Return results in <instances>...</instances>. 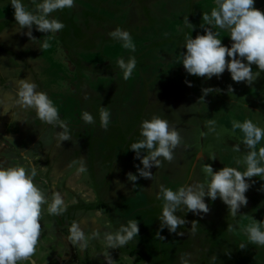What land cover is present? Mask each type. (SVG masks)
<instances>
[{"label": "rangeland", "instance_id": "obj_1", "mask_svg": "<svg viewBox=\"0 0 264 264\" xmlns=\"http://www.w3.org/2000/svg\"><path fill=\"white\" fill-rule=\"evenodd\" d=\"M136 1L91 0L88 3L87 0H74L71 8L50 14L57 19L62 13L66 20L74 22L75 26L73 23L65 26L62 32L69 59L83 65L77 70L57 47L59 32L53 36L33 28V40H29L24 35L27 29L17 28L9 0H0V163L24 166L28 170L35 167L34 183L48 197L52 192H59L65 204V211L60 215H49L47 205H42L43 219L58 217L51 219L53 224L41 223L34 253L18 264H107L108 258L111 264H136V255H127L129 250L137 255L141 253L143 264H210L213 256L217 258L215 264H250L245 260L250 258L246 254H251L254 264H264V246L250 243L244 233L252 219L264 221V175L250 178V187L245 193L247 203L236 216L219 198L214 201L205 198L209 208L206 214L185 213L186 209L181 206L176 215L182 217L185 224L179 226L176 233H171L178 239L174 253L157 255L153 253V247L149 254L150 257L157 255V259L149 261L147 258L145 242L148 237L144 234V227L153 231L157 240L164 231L159 228L163 200L157 198L161 185L175 191L184 185L203 183L207 177L202 165L212 153H215L211 166L214 172L222 167L245 170L244 160L249 149L242 143L243 133L232 125L248 119L264 128V72L251 85L231 81L227 70L210 79L186 74L180 65L183 45L179 46L178 39L184 38L182 33L195 38L208 28L217 33L223 45L231 43L226 31L202 19L203 14H210L213 0H173L175 5L167 8L170 11L165 18L159 16L161 0L155 5L149 1L142 3L141 11L133 9ZM23 2L29 10L35 7L32 0ZM125 2L129 7L121 5ZM254 7L264 12V0H254ZM91 17H97L98 22L105 19L103 22L111 25H103L97 30L96 20L91 22ZM185 17L193 29L185 24ZM92 25L93 30H97L95 33L88 29ZM115 28L130 34L134 51L123 48L120 42L110 38L109 33ZM77 31L79 34L75 35ZM45 40L49 47H38ZM163 42L178 46L166 48ZM159 44L161 46L155 47ZM171 48L175 51L164 60L151 61L153 55H159L161 59ZM130 56L135 58L136 65L129 78L124 79L116 61L120 58L127 60ZM252 70H257L255 65ZM20 79L34 83L37 91L46 93L53 101L58 115L68 127V141L58 143L56 134L61 131L58 126L42 122L34 110L22 108L17 103L16 89ZM229 85L232 91H228ZM84 87L88 93H84ZM206 88L213 90L200 100L202 89ZM135 104L144 110L143 119L158 116L167 120L170 127L177 130L180 142L173 150L172 160L161 158L160 165L149 170L151 179L138 177L135 182H129L127 174L135 175L136 168L140 167L139 160L129 150L132 143L141 139L140 127L133 125L129 128V120L138 118L135 115L139 112L137 107L130 108ZM100 106H105L114 115H110L109 131L103 136L99 134L102 127L95 124L99 123ZM18 108L24 114H19ZM83 111L93 116L94 123L82 121ZM220 118L221 123L231 128L224 131L225 140L216 131V122ZM118 129L123 134L117 140ZM200 137L202 155L194 161L197 153L194 143ZM234 145L239 146V152L233 151ZM261 145H264V139L252 150L258 151ZM81 158L86 170L78 173ZM119 160L123 164H119ZM138 181L140 194L135 193ZM141 195L147 205L138 210L140 199L137 197ZM132 207H135L136 214L128 215L127 211ZM133 219L138 221L139 231L137 237L128 242L129 248L126 244L115 249L107 248L103 233L115 231ZM59 221L62 223L60 228L56 224L60 225ZM64 222L66 225L62 226ZM73 222L85 234L83 248L70 238L69 228ZM228 225L232 226V231L227 230ZM94 230L100 235L89 239ZM58 238L64 241L63 246ZM216 241L221 244L215 245ZM49 245L56 252H51L52 260L45 261L49 256L37 251L41 248L47 250ZM241 245H244L243 249ZM66 249L72 253V260H68L70 257L59 262L54 259L62 258ZM59 250L61 255L57 253Z\"/></svg>", "mask_w": 264, "mask_h": 264}, {"label": "clouds", "instance_id": "obj_2", "mask_svg": "<svg viewBox=\"0 0 264 264\" xmlns=\"http://www.w3.org/2000/svg\"><path fill=\"white\" fill-rule=\"evenodd\" d=\"M74 0H32L35 7L29 10L23 0H9L13 19L18 29H27L24 35L33 40L32 29L43 34L55 36L63 27V23L50 14L56 10L71 8ZM202 19L209 25L226 31L230 45L225 46L217 33L203 29V35L197 34L195 38L185 37L180 52L181 66L186 74L195 77L210 79L219 77L225 72L229 73L233 82H243L251 85L261 72H264V12L254 7V0H213L210 14L205 13ZM185 24L193 29L187 22ZM111 39L118 41L122 47L134 51V45L127 31L115 28L109 33ZM38 41V40H35ZM38 47L48 48L47 40ZM227 57V60H226ZM122 70L123 78L128 79L132 74L136 61L134 57L127 60L120 58L116 61ZM255 65L256 71L252 70ZM187 86L191 84L185 81ZM37 86L27 79L17 81V103L22 108L34 110L37 118L48 125L58 126V143L68 141L69 130L66 123L58 115V110L53 101L42 91L36 90ZM213 89H202V96L208 95ZM228 91H232L229 85ZM110 112L103 106L99 108L98 117L102 128H107L110 122ZM81 119L85 124L94 123L93 116L83 111ZM234 129L243 133L242 143L249 151L245 156L246 165L243 172L233 167H222L213 171L210 164H203L202 169L207 179L203 183L184 185L173 191L163 185L159 188L158 199L162 198V211L159 219V228L167 229L169 233H176L185 220L176 215L177 210L183 206L186 212L206 214L209 211L205 198L214 201L217 198L231 211L233 216L245 206L246 191L250 187V178L264 175V145L255 147L264 139V128L245 119L242 123H233ZM139 135L141 139L130 145L129 150L134 153V158L139 160L140 167L136 174H127L129 182H135L138 177L151 179L149 171L158 167L161 158L170 161L173 150L180 142V136L175 128L170 127L167 120L158 116L143 120L140 124ZM233 151L239 152L238 145L233 146ZM146 153V154H145ZM214 158V157H213ZM212 158V159H213ZM78 173L86 169L83 158L78 162ZM36 168L30 170L24 166H7L0 163V264H18L34 253L40 236V217L42 205H47L49 215H60L65 211V204L59 192H52L50 199L34 183ZM232 231V226H227ZM138 221L133 219L121 224L115 231L103 233V240L107 248L115 249L124 246L138 234ZM247 240L257 246H264V221L257 222L252 219L250 226L244 229ZM70 238L85 246L84 232L76 222L69 228ZM100 234L93 231L90 238ZM159 236V232H157ZM163 239V237H160ZM244 245H241L243 249ZM215 256L211 257L210 264H215ZM111 264V259L106 260Z\"/></svg>", "mask_w": 264, "mask_h": 264}, {"label": "trees", "instance_id": "obj_3", "mask_svg": "<svg viewBox=\"0 0 264 264\" xmlns=\"http://www.w3.org/2000/svg\"><path fill=\"white\" fill-rule=\"evenodd\" d=\"M27 1H29V0H27ZM88 1V3H91V0H87ZM147 1H149L151 4H153V5H155V3H157L159 0H147ZM139 2V5L141 6L142 5V2H143V0H137L136 1V4ZM160 3H162V8H161V11H160V15L159 16H164V18L168 15V13H169V11L170 10H167V8L170 6V8H171V6H174L175 5V3L173 2V0H166V2H164V0H161L160 1ZM90 5V4H89ZM121 5L123 6H125V7H129V6H127V3L125 2V3H121ZM151 7V6H150ZM140 11H141V8L139 9ZM166 12H165V11ZM140 15H141V13L140 12H138ZM143 14V13H142ZM146 17V16H145ZM60 22H62L63 23V25H64V27L59 31V38H58V43H57V47H58V49L65 55V56H67L68 57V59H69V54H68V50H67V45H66V42H65V39H64V35H63V30L65 29V26H70V25H72V23H73V25H74V22L73 21H70V20H66L65 19V17L62 15V13L58 16V18H57ZM88 19V18H87ZM91 19H92V21L91 22H94V20H96V23H94L95 24V26H96V29L98 30H100V27L101 26H103V25H106V26H108V25H111V24H107L108 22H103L105 19H103V23H105V24H103L102 22H101V19H100V22H98L99 20H98V18L97 17H91ZM93 24V25H94ZM92 25V26H93ZM97 25H98V28H97ZM75 26V25H74ZM94 28H92V30H91V32L92 33H95L96 31H94L93 30ZM73 30H75L74 28H73ZM182 31H184L183 29H182ZM185 32V31H184ZM79 33H78V31L76 32V34L75 35H78ZM182 35H184V38H179L178 39V42H179V46H181V45H183V43L185 42V37L186 36H190L189 34H186V33H182ZM190 38H192L191 36H190ZM164 44H163V46L164 47H166V48H168V47H170L171 45V47H173V45L174 46H178V45H176L175 43H171V44H168V43H166V42H163ZM158 46H161L160 44L159 45H156L155 47H158ZM172 49V48H171ZM152 50V49H151ZM165 51V50H164ZM167 51V50H166ZM170 52L169 53H167V52H165L164 53V55H162L163 57L161 58V59H159L158 58V56L159 55H153V57H152V62H157V61H162V60H164L165 58H166V56H168V55H170L171 54V52H173V51H175L174 49H172V50H169ZM149 53H150V51H149ZM144 56L145 55H143V57L142 58H144ZM69 60H71V62H72V64L74 65V66H76V69L78 70V69H82L83 68V65L80 63V62H76V61H74V60H72V59H69ZM141 62V60L139 61V62H137V63H140ZM84 89V93H88V90L84 87L83 88ZM222 98V97H221ZM96 125H99L100 126V124L97 122V123H95ZM219 125H221V126H224V128H226V130H230L231 128H228V127H226L225 125H223V124H219ZM101 131H103L102 133H101ZM107 131H109L108 130V128H100V135H102L103 136V134H106V132ZM146 154V153H145ZM135 193H139L140 194V181H138L137 182V184H136V188H135ZM138 194V195H139ZM137 198H139L140 200H138V202H137V204H140L139 206H138V210L139 209H144L145 207H146V205H147V203H145L146 202V200H145V198H144V196L143 195H141V196H138ZM134 200H132V201H130V202H128L127 204H126V206L128 205V204H130V203H132ZM95 207H97V205H95ZM127 213H128V215L129 214H136V209H135V207L133 208L132 207V209L130 208V209H128V211H127ZM139 214V213H138ZM143 214H144V211H143ZM137 217H140V219L139 220H141V215H138ZM150 222H151V224H152V219H150L149 220ZM148 221V222H149ZM149 222V223H150ZM142 225H143V223H142ZM141 225V226H142ZM143 230H145L144 231V234H145V236L146 237H148V241L147 242H145L146 243V246H145V249H146V252H147V258H148V260L149 261H155L157 258L155 257V256H157L158 254L157 253H160V254H168V253H174V251H175V249H176V246H177V238L175 237V236H173L171 233H169L168 231H166L165 229H164V231H162L163 233V235L162 236H160V237H163V239H159V240H157V239H155V236H154V232L153 231H151V232H149L148 231V228L147 227H144V229ZM161 231V230H160ZM169 241V242H168ZM140 242L142 243V244H144V241H143V239H140ZM149 243H152V246H150L149 245ZM216 244L215 245H220L221 244V242H218V241H216L215 242ZM162 244H164V246L162 245ZM153 247H155V250L153 251V253L154 254H157V255H152V257H150L151 255L149 254V251H150V249H152ZM244 252V251H243ZM245 253V252H244ZM129 255H136V257L134 258V262H136V264L138 263V264H140L139 262V255H137L136 254V252H133V251H130L129 252ZM246 255H248L250 258H245V260H246V262L247 263H250V264H254L253 263V259H252V257H251V254H246ZM152 263V262H151Z\"/></svg>", "mask_w": 264, "mask_h": 264}, {"label": "flooded vegetation", "instance_id": "obj_4", "mask_svg": "<svg viewBox=\"0 0 264 264\" xmlns=\"http://www.w3.org/2000/svg\"><path fill=\"white\" fill-rule=\"evenodd\" d=\"M142 3H147V0H143V2ZM141 7H142V5H141ZM133 9H136V10H139L140 9V5H139V2L136 4L135 3V6L133 7ZM138 16V15H137ZM92 28H94L93 26H91L90 28L88 27V29H91L92 30ZM97 28H98V25H97ZM0 79H1V77H0ZM5 81H7V79L5 80ZM83 91H84V89H83ZM151 98V97H150ZM149 98V99H150ZM136 105V104H135ZM131 107H137V109H138V113H136L135 115H137L138 116V118L136 119V121H135V119H132V117H131V115H130V113H129V115H130V117H131V119L133 120H129V128H131L133 125H135V126H138L137 128H139L140 127V124H141V122L143 121V120H147V119H149V117H147V118H145V119H143V117H144V110L142 109V108H138V106L136 105V106H133V105H131L130 106V108ZM17 110H19V111H21L22 109L21 108H18ZM19 114L21 113V114H24V112L23 111H21V112H18ZM111 114V113H110ZM134 115V116H135ZM111 116L112 117H114V115L113 114H111ZM146 116H148V114L146 115ZM145 116V117H146ZM134 122V123H133ZM136 122V123H135ZM98 126V128H100V126L99 125H97ZM119 127H120V125H119ZM97 128V129H98ZM109 128V127H108ZM136 128V129H137ZM120 129H118V131H117V140H118V138L119 139H121L122 138V134H123V131H119ZM99 134H100V132H99ZM119 150H120V148H119ZM119 162V164H120V160L118 161ZM121 164H123L122 162H121ZM46 198H50V196L48 197V196H46ZM45 209V208H44ZM42 214H44L45 215V213H42ZM49 216V215H48ZM58 216H55V217H53L55 220H56V218H57ZM62 217H64V215H62ZM52 217L50 218V217H45V219H43L42 217H40V224L41 223H45V222H47V223H50V224H53V222L51 221V219H53ZM60 222V225L58 224V223H56L57 224V226L60 228L61 227V221H59ZM66 225V222H64L63 223V225L62 226H65ZM58 228V229H59ZM40 232H41V230H40ZM58 240H59V242L61 243V245L63 246L64 245V241H62L61 239H59L58 238ZM55 244H57V243H55ZM53 245V244H52ZM52 245H49V247H46L47 248V250H45V249H43V248H41V249H38V254H40V253H42V254H44L45 256H49L45 261H50V260H52L53 259V257H50V255L51 254H53V253H51V252H56V251H54L53 250V248H52ZM129 244L127 243L126 244V247L127 248H129ZM60 250L59 251H57V253H59L60 254ZM129 252H130V250L129 251H127L126 253H127V255L129 254ZM140 254L141 253H139V257H141L140 256ZM34 255H37V254H34ZM61 255V254H60ZM63 257L62 258H59L58 259V257H56V258H54L55 260H57L58 262L59 261H61V260H65V259H68L69 257V259L68 260H72L73 259V257H72V253L70 252V250H63ZM139 260H140V262L139 263H141V261H142V259H140L139 258ZM44 262V261H43ZM45 263V262H44ZM68 263V262H67ZM59 264H61V263H59ZM141 264H143V263H141ZM145 264H147V263H145ZM148 264H152V263H148Z\"/></svg>", "mask_w": 264, "mask_h": 264}, {"label": "crops", "instance_id": "obj_5", "mask_svg": "<svg viewBox=\"0 0 264 264\" xmlns=\"http://www.w3.org/2000/svg\"><path fill=\"white\" fill-rule=\"evenodd\" d=\"M6 82V81H5ZM216 124H217V126H218V128H217V130L216 131H218V133H219V136L221 137V139H222V137L224 138V140L226 139V134H225V132L224 131H226V128H224V126H221V125H219V124H223V123H221V118L220 119H217V122H216ZM224 125V124H223ZM200 140H198L196 143H194L195 144V149L197 150V153H195V157H194V161H196L197 160V158H199V156L200 155H202V151H201V137L199 138ZM195 150V151H196ZM214 150V149H213ZM220 151V150H219ZM214 152H215V150H214ZM209 153H207V155H208ZM217 155H219V153H216ZM213 157H215V153H212V154H210V157H208L205 161H204V163L203 164H210L211 166H213V164H214V161H215V158L214 159H212Z\"/></svg>", "mask_w": 264, "mask_h": 264}, {"label": "water", "instance_id": "obj_6", "mask_svg": "<svg viewBox=\"0 0 264 264\" xmlns=\"http://www.w3.org/2000/svg\"><path fill=\"white\" fill-rule=\"evenodd\" d=\"M194 164H195V163H194ZM194 164H193V165H194Z\"/></svg>", "mask_w": 264, "mask_h": 264}]
</instances>
